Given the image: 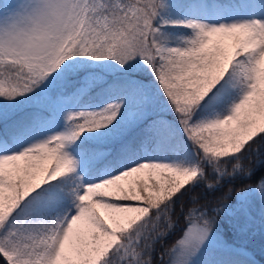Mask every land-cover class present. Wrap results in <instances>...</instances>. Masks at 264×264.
<instances>
[{"label":"snow or ice","instance_id":"snow-or-ice-1","mask_svg":"<svg viewBox=\"0 0 264 264\" xmlns=\"http://www.w3.org/2000/svg\"><path fill=\"white\" fill-rule=\"evenodd\" d=\"M256 232L264 0L0 3V264H257Z\"/></svg>","mask_w":264,"mask_h":264},{"label":"trees","instance_id":"trees-1","mask_svg":"<svg viewBox=\"0 0 264 264\" xmlns=\"http://www.w3.org/2000/svg\"><path fill=\"white\" fill-rule=\"evenodd\" d=\"M247 163V161L245 162ZM183 226V225H181ZM225 231L231 235L230 229H225ZM180 233L177 231L174 235H172L168 244H171L175 239L179 237ZM249 235V240L246 238L245 240L237 239L236 237H232L233 240H236L237 243H241L243 246H246L247 249L251 250V256L257 261V264H264V234L260 232H256L255 235Z\"/></svg>","mask_w":264,"mask_h":264},{"label":"rangeland","instance_id":"rangeland-1","mask_svg":"<svg viewBox=\"0 0 264 264\" xmlns=\"http://www.w3.org/2000/svg\"><path fill=\"white\" fill-rule=\"evenodd\" d=\"M4 2V0H0V3H3ZM248 239L249 240V235H245V236H242V237H240L239 239L242 241V240H245V239ZM241 245H242V242L240 243ZM248 251L250 252V254H251V250H249L248 249Z\"/></svg>","mask_w":264,"mask_h":264}]
</instances>
